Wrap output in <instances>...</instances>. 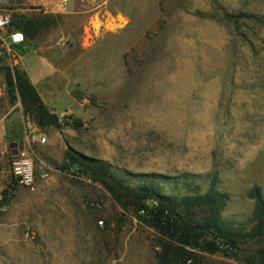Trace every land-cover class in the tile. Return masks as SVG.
I'll list each match as a JSON object with an SVG mask.
<instances>
[{"label": "rangeland", "instance_id": "374dc122", "mask_svg": "<svg viewBox=\"0 0 264 264\" xmlns=\"http://www.w3.org/2000/svg\"><path fill=\"white\" fill-rule=\"evenodd\" d=\"M69 1L24 61L38 74L39 52L56 63L42 93L69 124L49 129L50 146L25 118L29 136L17 150L32 151L39 175L36 187L15 190L0 219V264H164L165 238L143 216L63 169L69 147L133 174L181 178L167 194L184 192L186 176L202 193L217 179L228 196L223 218L251 230L252 191L264 197V0ZM91 6L99 8L75 14ZM115 16L123 26L106 29ZM63 37L71 39L65 49ZM11 155L0 148V199ZM254 252L196 250L179 264H252L244 258Z\"/></svg>", "mask_w": 264, "mask_h": 264}, {"label": "trees", "instance_id": "16d2710c", "mask_svg": "<svg viewBox=\"0 0 264 264\" xmlns=\"http://www.w3.org/2000/svg\"><path fill=\"white\" fill-rule=\"evenodd\" d=\"M56 16L42 14H18L14 26L27 39L34 40L39 33L56 22ZM31 49H20L26 54ZM5 74L9 96L20 98L24 115L28 116L39 129H60L69 124L51 110L32 84L27 72L21 68L0 67ZM78 123L75 122V125ZM65 171H73L106 189L123 210L138 212L146 223L159 232L165 240L160 259L164 264H179L195 257L196 250L210 254L218 252H256L244 258L247 263L264 264V197L258 188L252 191L256 201L251 230L235 221L223 218L228 196L217 188L215 179L207 192L201 186L188 182L185 177L181 186L184 192L167 194L165 186L172 185L174 178L161 174H133L116 168L110 162L94 159L72 147L65 153ZM119 173V174H118ZM133 182L137 185H133ZM9 190L3 193L4 201H10ZM210 241V242H209Z\"/></svg>", "mask_w": 264, "mask_h": 264}, {"label": "built area", "instance_id": "2783aa9c", "mask_svg": "<svg viewBox=\"0 0 264 264\" xmlns=\"http://www.w3.org/2000/svg\"><path fill=\"white\" fill-rule=\"evenodd\" d=\"M69 12V0H25L23 4L7 5L0 14V60L6 59L3 65L9 68H20L22 54L20 49L26 48L29 40L22 31L14 26L15 16L18 14H42L47 16H62ZM106 29L118 31L123 26L121 18L115 16L110 20ZM92 23L85 27L87 38L91 37L93 31ZM86 42L88 40L86 39ZM71 45V39L63 37L59 41L61 48H68ZM31 134H36L37 125L29 123ZM28 126L25 127L26 135L29 136ZM41 142H46V138H41ZM39 175L37 159L28 148L18 149L16 155L10 158V186L9 198L11 201L12 194L19 187L34 188L37 184ZM42 179L49 177L48 169L42 171ZM9 200V199H8ZM0 199V219L10 209V201Z\"/></svg>", "mask_w": 264, "mask_h": 264}, {"label": "crops", "instance_id": "0c3cea01", "mask_svg": "<svg viewBox=\"0 0 264 264\" xmlns=\"http://www.w3.org/2000/svg\"><path fill=\"white\" fill-rule=\"evenodd\" d=\"M25 0H0V14L1 12L7 7V5H15V4H23ZM70 2V1H69ZM103 7V6H102ZM99 7H89L86 10L75 12L76 15H87L94 10L98 9ZM106 12H108L107 7L103 8ZM101 12V11H100ZM73 15V12L71 13ZM64 16V15H62ZM30 45L28 43L27 47ZM26 47V48H27ZM31 47V46H30ZM25 49V48H24ZM21 52V51H20ZM42 56L44 61V69L38 74L36 69H33L31 66H27L25 64L26 54H22V58L20 61V68L25 70L29 76L30 81L32 84L37 88L41 98L43 99L44 103L55 113H57L56 108H53V102H49L45 99L42 91L50 89V83L54 76L58 73V69L56 63L45 54L39 52ZM6 59L0 60V67H8L3 65ZM52 96V95H51ZM69 108L67 110H71ZM72 111V110H71ZM58 114V113H57ZM25 118L24 109L21 104L20 98L12 99L8 94V88L5 80V74L0 70V148L4 145L10 146L13 143L24 144L27 141V135L25 131ZM50 129V128H49ZM35 130L36 134H39L37 139L41 140V138H46L47 141V134L48 143L50 146L55 144V137L52 135V130ZM37 185V184H36ZM36 187V186H35Z\"/></svg>", "mask_w": 264, "mask_h": 264}, {"label": "water", "instance_id": "95a60500", "mask_svg": "<svg viewBox=\"0 0 264 264\" xmlns=\"http://www.w3.org/2000/svg\"><path fill=\"white\" fill-rule=\"evenodd\" d=\"M10 148L12 150V155H16L17 154V144L16 143H13L10 145Z\"/></svg>", "mask_w": 264, "mask_h": 264}]
</instances>
